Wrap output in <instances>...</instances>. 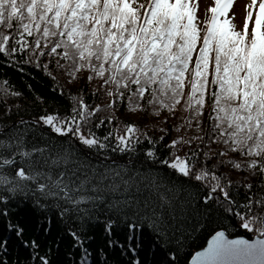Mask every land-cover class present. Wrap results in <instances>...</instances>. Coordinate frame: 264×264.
I'll return each mask as SVG.
<instances>
[{"label":"snow or ice","instance_id":"6c2138e0","mask_svg":"<svg viewBox=\"0 0 264 264\" xmlns=\"http://www.w3.org/2000/svg\"><path fill=\"white\" fill-rule=\"evenodd\" d=\"M232 4L0 0L45 81L0 92V264H264V0Z\"/></svg>","mask_w":264,"mask_h":264},{"label":"trees","instance_id":"16d2710c","mask_svg":"<svg viewBox=\"0 0 264 264\" xmlns=\"http://www.w3.org/2000/svg\"><path fill=\"white\" fill-rule=\"evenodd\" d=\"M215 2H216V0L214 1V3L210 7L214 6ZM198 3H199L198 13H199L200 19L202 20L205 16L202 17L201 3L199 2V0H198ZM237 4H238V1L233 0V4L229 7V9L227 10L225 15L231 16V14L233 12H235L236 15H235V17H233V19H235V21L237 23H239L241 15L237 11L234 10L235 8H237ZM209 10H210V8H209ZM210 15H211V13L207 14L208 17H210ZM33 77H34V80H33ZM5 80H7L9 82L7 85H5V83H4ZM24 82L34 83V86H39V88H41V89H43L44 84H45V81L41 79V75H38L36 72H33L31 69H29L27 73H21L17 69H13L10 66L3 65V60L0 59V92H2L4 87H8L9 91L19 90L20 85ZM49 91H51V89H49ZM18 219L21 222L22 226L26 225L28 228V231H27L24 238L31 237L33 232L39 231L38 225L35 227L32 225L33 217L27 213V210L20 212ZM244 231L245 230L240 229V230H238L237 234H241ZM9 235H11V233H9ZM63 235H64V233L60 232L58 229H54L52 235L45 236L44 234H41L39 236V240L42 242H45L49 245H53V247H54L55 243H60L61 252L63 253L64 251L67 250V247H68L67 241H58L55 239V237L63 236ZM103 237H104V233L98 232L96 234V239L93 243V246L102 244ZM13 239H15V238H13ZM121 239H122V237H121ZM205 244H206V236L204 234H200V236L195 240L194 247L189 249V251L198 250V246H203ZM40 254L42 255L43 252H41ZM37 264H38V262H37Z\"/></svg>","mask_w":264,"mask_h":264},{"label":"rangeland","instance_id":"374dc122","mask_svg":"<svg viewBox=\"0 0 264 264\" xmlns=\"http://www.w3.org/2000/svg\"><path fill=\"white\" fill-rule=\"evenodd\" d=\"M249 0H239L237 4V8L234 10L237 11L240 15L244 11V6L248 3ZM201 2V13L202 17L207 15L208 8L210 7V4H212V0H199Z\"/></svg>","mask_w":264,"mask_h":264},{"label":"water","instance_id":"95a60500","mask_svg":"<svg viewBox=\"0 0 264 264\" xmlns=\"http://www.w3.org/2000/svg\"><path fill=\"white\" fill-rule=\"evenodd\" d=\"M241 234L245 235V237L248 238V239H253L254 238L253 234L248 233L247 231H244Z\"/></svg>","mask_w":264,"mask_h":264}]
</instances>
